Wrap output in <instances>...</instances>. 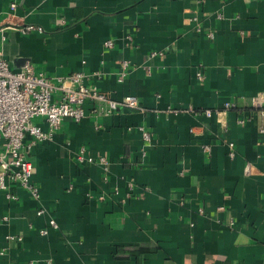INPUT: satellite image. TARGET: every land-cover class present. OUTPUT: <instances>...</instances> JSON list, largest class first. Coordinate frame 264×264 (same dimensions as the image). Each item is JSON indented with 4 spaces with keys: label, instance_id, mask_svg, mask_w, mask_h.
<instances>
[{
    "label": "crops",
    "instance_id": "crops-1",
    "mask_svg": "<svg viewBox=\"0 0 264 264\" xmlns=\"http://www.w3.org/2000/svg\"><path fill=\"white\" fill-rule=\"evenodd\" d=\"M2 37L11 70L97 73L141 109L67 119L34 148L40 199L0 191V264H264V120L202 113L264 96V0H0Z\"/></svg>",
    "mask_w": 264,
    "mask_h": 264
},
{
    "label": "built area",
    "instance_id": "built-area-1",
    "mask_svg": "<svg viewBox=\"0 0 264 264\" xmlns=\"http://www.w3.org/2000/svg\"><path fill=\"white\" fill-rule=\"evenodd\" d=\"M18 9L17 2L10 5V11L15 15ZM22 33L43 32V29L35 25H21ZM212 37V34L210 35ZM0 42V191L7 194L9 200L17 197L9 192L12 186H18L27 191L30 196L39 200L40 189L34 181L35 166L31 160L34 148L41 143L53 139L63 122L67 119L75 123H82L89 116H109L119 110H140L137 97L128 95L121 100L112 98L104 92L94 81L99 78L97 73H85L77 71L68 76H49L39 71L35 66L26 63L19 70H11L4 58L3 43ZM105 49L114 47L112 40L104 42ZM163 52H154L152 57L162 56ZM120 70L118 82L123 83L129 74L128 61L119 62ZM197 79L204 80L201 71L197 72ZM90 103L91 109L87 111L86 104ZM234 110H250V112L238 113V123L241 125L252 121L255 117L264 120V96L257 95L240 105L236 100L225 101L222 108L204 110L207 117L221 112ZM145 142H150L152 134L141 127ZM264 134V128L260 129ZM233 145L231 144V147ZM209 151V147H204ZM234 152L230 156H234ZM79 164L97 163L107 170L109 162L101 157L95 159L84 154L82 149L77 156ZM118 191L116 192V194ZM42 213V212H40ZM49 225L57 229L58 224L51 219ZM46 235L47 231L42 230ZM7 240L21 241V238L8 236ZM4 252H1L3 255Z\"/></svg>",
    "mask_w": 264,
    "mask_h": 264
},
{
    "label": "trees",
    "instance_id": "trees-1",
    "mask_svg": "<svg viewBox=\"0 0 264 264\" xmlns=\"http://www.w3.org/2000/svg\"><path fill=\"white\" fill-rule=\"evenodd\" d=\"M87 104L90 105V109H91L92 105L90 103H87ZM87 104H86V107H87ZM90 109L89 110L87 109V111H90ZM242 112L248 113V112H250V110H234V111H232V113L235 114L236 116L238 113H242ZM77 124H80V123H77Z\"/></svg>",
    "mask_w": 264,
    "mask_h": 264
}]
</instances>
